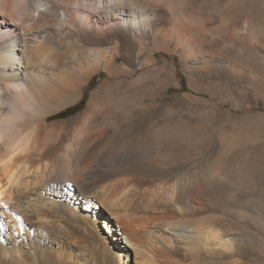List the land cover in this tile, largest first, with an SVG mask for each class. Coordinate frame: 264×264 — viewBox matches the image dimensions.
<instances>
[{"label":"bare ground","instance_id":"1","mask_svg":"<svg viewBox=\"0 0 264 264\" xmlns=\"http://www.w3.org/2000/svg\"><path fill=\"white\" fill-rule=\"evenodd\" d=\"M246 28L223 25L222 50L259 56ZM214 33L196 2L0 0V264H216L249 241L259 255L256 238L213 213L223 198L207 190L226 174H148L188 157L150 118L177 72L158 55L203 77L219 66L248 74L214 54ZM85 96L83 109L53 119ZM224 206L264 228V212Z\"/></svg>","mask_w":264,"mask_h":264},{"label":"rangeland","instance_id":"2","mask_svg":"<svg viewBox=\"0 0 264 264\" xmlns=\"http://www.w3.org/2000/svg\"><path fill=\"white\" fill-rule=\"evenodd\" d=\"M179 1L186 9L195 2L200 11L210 9L214 38L217 41L214 54L228 56L235 66L239 64L238 66L248 67L246 68L248 74L236 77L232 72L223 71L225 68L219 66L216 74L203 77L186 70L180 56L159 54L160 60L171 67L176 66L177 72L171 87L159 98L165 105L157 111H151L150 118L152 122L163 124L166 140L176 139L178 146L183 148L180 147L188 157L162 170L149 168L148 174L165 179L180 176L183 180H186L189 174L195 175V172V176L200 179L207 173H213L215 178L224 174L221 175L222 181L226 174L225 178L230 179H225L224 185L213 182L210 190H207V198H215L218 199L217 201L223 198L222 202H219L221 204L224 201L225 206L221 204L224 207L231 204L230 207L240 205L244 208H254L262 213L264 212V0ZM227 23L233 24L239 31L247 26L249 34L254 35L253 38L259 43L256 44L259 56H251V53L246 52L242 54L239 44L233 45L234 48L230 50H222L225 39L221 37L227 36H219L216 32ZM198 36L203 38V33L200 32ZM243 57H246L245 60L242 59ZM249 72H254L256 77L253 78ZM87 103L88 96H85L77 106L63 111L53 119L70 118ZM140 113V110L134 112L135 115ZM233 194L235 196H232ZM220 204H216V210L213 211L214 215L217 213L219 215V218L216 215L217 222L229 228L232 233H245L256 238L260 252L256 256L254 245L249 241L247 245H243L244 248L239 254L236 253L225 259H215L216 264H231V262L234 264L235 261L236 264H264V228L251 229L250 226L231 220L232 218L223 214ZM244 222L250 225L249 219Z\"/></svg>","mask_w":264,"mask_h":264}]
</instances>
